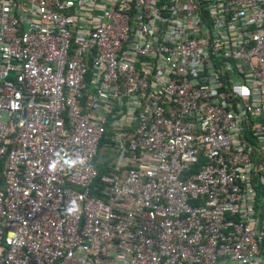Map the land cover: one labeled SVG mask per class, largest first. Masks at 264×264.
<instances>
[{
	"label": "built area",
	"instance_id": "2783aa9c",
	"mask_svg": "<svg viewBox=\"0 0 264 264\" xmlns=\"http://www.w3.org/2000/svg\"><path fill=\"white\" fill-rule=\"evenodd\" d=\"M0 264H264V0H0Z\"/></svg>",
	"mask_w": 264,
	"mask_h": 264
},
{
	"label": "rangeland",
	"instance_id": "374dc122",
	"mask_svg": "<svg viewBox=\"0 0 264 264\" xmlns=\"http://www.w3.org/2000/svg\"><path fill=\"white\" fill-rule=\"evenodd\" d=\"M115 156H116V151L114 150H110V149H105V148H102L100 150V154H99V161L102 162L104 160L106 161H112L115 159Z\"/></svg>",
	"mask_w": 264,
	"mask_h": 264
},
{
	"label": "trees",
	"instance_id": "16d2710c",
	"mask_svg": "<svg viewBox=\"0 0 264 264\" xmlns=\"http://www.w3.org/2000/svg\"><path fill=\"white\" fill-rule=\"evenodd\" d=\"M96 166L99 172V176L102 175L103 173H105L107 171V168L105 166H103L101 164V162L99 161V155L97 156V160H96ZM96 180H99V178H97Z\"/></svg>",
	"mask_w": 264,
	"mask_h": 264
},
{
	"label": "clouds",
	"instance_id": "9594fccd",
	"mask_svg": "<svg viewBox=\"0 0 264 264\" xmlns=\"http://www.w3.org/2000/svg\"><path fill=\"white\" fill-rule=\"evenodd\" d=\"M69 211H71V209H69Z\"/></svg>",
	"mask_w": 264,
	"mask_h": 264
}]
</instances>
